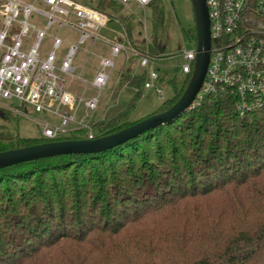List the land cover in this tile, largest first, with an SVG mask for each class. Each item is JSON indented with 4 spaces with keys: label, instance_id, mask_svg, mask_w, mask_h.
Here are the masks:
<instances>
[{
    "label": "trees",
    "instance_id": "16d2710c",
    "mask_svg": "<svg viewBox=\"0 0 264 264\" xmlns=\"http://www.w3.org/2000/svg\"><path fill=\"white\" fill-rule=\"evenodd\" d=\"M85 3L127 27L144 54L177 55L145 29L150 19L164 23V0L144 7L136 24L116 0ZM136 25L146 39L134 38ZM165 74L162 67L160 80ZM190 77L142 118L133 121L129 107L95 119V137L169 109ZM144 80L129 68L121 82L136 97ZM0 117L13 119L3 110ZM73 133L61 139L86 138ZM48 141L16 132L0 137V151ZM0 264H264V104L241 115L233 98L210 96L112 149L0 168Z\"/></svg>",
    "mask_w": 264,
    "mask_h": 264
},
{
    "label": "built area",
    "instance_id": "2783aa9c",
    "mask_svg": "<svg viewBox=\"0 0 264 264\" xmlns=\"http://www.w3.org/2000/svg\"><path fill=\"white\" fill-rule=\"evenodd\" d=\"M116 1L144 8L153 0ZM206 4L210 62L194 105L210 96L230 97L245 115L264 104V0H206ZM34 19H40L42 26ZM110 22V15L85 0H0V110L28 119L29 112L57 116V124L30 119L40 128V136L51 141L63 140V136L81 129H86V138H95V119L105 117L95 112L122 58L126 64L135 59L138 66L147 69L145 88L156 87L160 80L158 60L134 47L123 26L122 31L111 29V36L102 34ZM51 29L53 32L48 33ZM64 30L77 34V44H71L60 58L57 51L63 44ZM45 38H49L50 47L41 51ZM86 40L101 42L110 49L108 55L101 56L91 82L74 75V54L78 44ZM194 40L193 49L177 53L182 58L179 69L187 75L192 74L196 62L197 34ZM75 81H83L78 92L72 89ZM88 85L99 92L86 95ZM157 90L162 97L163 90Z\"/></svg>",
    "mask_w": 264,
    "mask_h": 264
},
{
    "label": "rangeland",
    "instance_id": "374dc122",
    "mask_svg": "<svg viewBox=\"0 0 264 264\" xmlns=\"http://www.w3.org/2000/svg\"><path fill=\"white\" fill-rule=\"evenodd\" d=\"M164 4L166 6L164 23L158 24L155 28L153 26L152 19H150V21L147 22V27L145 28L147 35L149 36L153 33H156L160 45L165 47L167 54H174L180 50L193 49L195 45L194 34L196 33V24L192 0H164ZM143 11L144 9L135 3L127 6L125 5V12H127L130 16L132 15L131 24L140 22L139 17ZM33 21L37 26H42L43 24L40 19H34ZM122 24L126 27L124 23ZM138 25H136L135 29L133 30L134 38L136 40H142L143 38L146 39V34L144 31L143 35L137 36V33L140 30V26ZM111 29L122 31L123 27L122 25L110 22L109 26L106 29H103L102 34L105 36L113 35ZM52 32V29L48 30V33ZM61 35L63 44L57 51V55L60 58L64 57L71 44H77V34L74 31L64 30ZM49 47L50 40L49 38H45L41 43L40 50L46 51L49 49ZM109 51V47L103 45L101 42L86 40L82 44H78L73 57L74 75H81L82 79L86 80L87 82H91L94 78L95 72H97L99 67L101 56L108 55ZM90 52L92 53L91 56H89ZM158 61L159 68L161 66L160 70H162V67L166 68L168 75L165 74L164 80L156 81V87H140V93L135 97L136 90L134 88H130L129 86L127 87L126 83L121 82L122 75L129 68L132 69V72H137V74L147 72V69L138 66V61L135 59L131 60L129 64H126L125 59L122 58L119 61L117 67L112 71L111 79L106 89L102 92L101 103L95 114H97L98 117L101 114H105L107 117L110 115H115L121 111L125 112L129 107H131L130 118L135 121L154 112L156 109L162 106L165 100L172 97L175 86L181 87L184 84L187 74L182 73L179 69V66L182 63V58L180 55L167 57L162 60L163 62L160 60ZM160 62H162V65H160ZM176 67L178 70H176ZM172 79H176L175 82L171 81ZM82 82L75 81L73 83L72 89L74 92H78L79 89L83 87ZM89 86L90 85H88V88L86 89V95L99 92V90L91 89ZM157 88L163 90L164 95L162 97H160ZM10 114L13 116V119L1 120L0 117V137H8V135L9 137L14 136L16 132L23 135H38L40 133V128L32 120H30L32 118L49 120L55 124L59 122L57 116L49 113L36 114L29 112V119L14 115L13 113ZM85 134L86 129H81L80 131L73 133V135L79 137L84 136ZM222 196L224 195L217 196L218 199L213 204V206L216 207L217 212L220 211L223 206V204L220 206L217 205L218 203L223 202ZM192 207L193 206H191V209ZM229 217V215L225 214L226 221L229 219ZM177 220L181 222L180 219H175V221Z\"/></svg>",
    "mask_w": 264,
    "mask_h": 264
},
{
    "label": "water",
    "instance_id": "95a60500",
    "mask_svg": "<svg viewBox=\"0 0 264 264\" xmlns=\"http://www.w3.org/2000/svg\"><path fill=\"white\" fill-rule=\"evenodd\" d=\"M197 34L194 70L181 97L167 110L150 115L120 131L93 139H63L0 151V168L71 153H98L112 149L160 125L168 124L194 107L210 62V19L206 0H192Z\"/></svg>",
    "mask_w": 264,
    "mask_h": 264
}]
</instances>
